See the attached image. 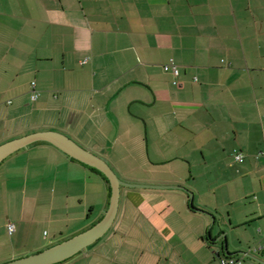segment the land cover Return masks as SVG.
<instances>
[{
    "label": "crops",
    "instance_id": "0c3cea01",
    "mask_svg": "<svg viewBox=\"0 0 264 264\" xmlns=\"http://www.w3.org/2000/svg\"><path fill=\"white\" fill-rule=\"evenodd\" d=\"M41 130L126 182H189L196 206L184 188L121 185L108 231L58 264H222L257 244L242 264H264V0H0V141ZM0 178L51 246L110 204L100 172L44 140Z\"/></svg>",
    "mask_w": 264,
    "mask_h": 264
},
{
    "label": "water",
    "instance_id": "95a60500",
    "mask_svg": "<svg viewBox=\"0 0 264 264\" xmlns=\"http://www.w3.org/2000/svg\"><path fill=\"white\" fill-rule=\"evenodd\" d=\"M40 140L51 142L70 156L101 170L107 176V184L111 186L110 204L105 215L94 225L82 232L38 252L14 258L0 264H56L70 258L79 251L88 248L89 245L100 239L113 224L119 209L121 185L134 187H180L186 189L182 185H152L126 182L119 177L117 172L105 158L90 149L85 148L66 133L57 130L35 131L1 143L0 162L17 150ZM189 192L191 194V205L196 207L193 203V193L191 191Z\"/></svg>",
    "mask_w": 264,
    "mask_h": 264
},
{
    "label": "rangeland",
    "instance_id": "374dc122",
    "mask_svg": "<svg viewBox=\"0 0 264 264\" xmlns=\"http://www.w3.org/2000/svg\"><path fill=\"white\" fill-rule=\"evenodd\" d=\"M26 134L28 133H21L16 136L21 137ZM17 137H11L0 141V144ZM197 170L198 167H195V171ZM229 171H232L231 168H228L226 173H230ZM8 185L13 186L10 185V183L7 184L6 181H3V179L0 178V263L26 256L51 246L48 245V240L51 238V231L48 226L45 224L32 225L30 222H27L29 195L24 191V189H20L18 191L13 189L10 190ZM182 186L191 191L189 188H192L193 185L188 182ZM25 211L26 217L22 220L21 214L24 215ZM9 222H12L17 226L16 231L12 234L9 233L7 228V224ZM21 226L23 228L19 230V227L21 228ZM42 246L46 247L43 249H37ZM90 247L81 251H86Z\"/></svg>",
    "mask_w": 264,
    "mask_h": 264
},
{
    "label": "built area",
    "instance_id": "2783aa9c",
    "mask_svg": "<svg viewBox=\"0 0 264 264\" xmlns=\"http://www.w3.org/2000/svg\"><path fill=\"white\" fill-rule=\"evenodd\" d=\"M164 68L166 71H170L174 74V76H175L174 82L177 83L178 81L176 79H177V76L179 75L178 65L174 62H170V63L166 64L164 66ZM33 85L35 86V82H33ZM38 95H39L38 91H35L33 94V99L37 98ZM9 102H11V100H9ZM237 157L240 160H243L242 154H238ZM7 228H8V231L10 234H12L16 229L15 224L12 222H9L7 224ZM262 247L263 246L261 244L254 245L253 247L250 248L249 252H246V253L242 254L241 256L234 255V254L220 256V261L222 264H242L250 252L260 250Z\"/></svg>",
    "mask_w": 264,
    "mask_h": 264
},
{
    "label": "trees",
    "instance_id": "16d2710c",
    "mask_svg": "<svg viewBox=\"0 0 264 264\" xmlns=\"http://www.w3.org/2000/svg\"><path fill=\"white\" fill-rule=\"evenodd\" d=\"M91 168H93L94 170L100 172V173L103 175V177H104L106 183L108 182L107 176H106L101 170H99L98 168L93 167V166H91ZM108 188H109V191L111 192V186L108 185Z\"/></svg>",
    "mask_w": 264,
    "mask_h": 264
}]
</instances>
